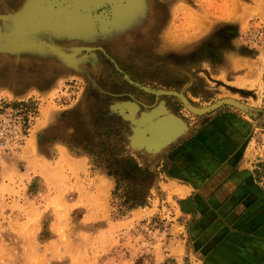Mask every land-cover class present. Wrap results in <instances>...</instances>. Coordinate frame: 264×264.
Segmentation results:
<instances>
[{
    "label": "rangeland",
    "instance_id": "374dc122",
    "mask_svg": "<svg viewBox=\"0 0 264 264\" xmlns=\"http://www.w3.org/2000/svg\"><path fill=\"white\" fill-rule=\"evenodd\" d=\"M37 1L0 0V103L33 107L0 158V264H201L197 188L176 167L213 113L238 109L228 52L264 28V0ZM252 147L261 180L264 141ZM130 158L148 171L134 208L114 189Z\"/></svg>",
    "mask_w": 264,
    "mask_h": 264
},
{
    "label": "crops",
    "instance_id": "0c3cea01",
    "mask_svg": "<svg viewBox=\"0 0 264 264\" xmlns=\"http://www.w3.org/2000/svg\"><path fill=\"white\" fill-rule=\"evenodd\" d=\"M12 35L25 33L15 30ZM228 54L239 107L213 113L181 148L192 165L179 163L176 168L197 188L191 203L199 218L192 232L203 246L200 263L264 264V179L253 169L252 147L255 140L264 141V52L254 56L237 47ZM2 90L14 97L25 95L7 86Z\"/></svg>",
    "mask_w": 264,
    "mask_h": 264
},
{
    "label": "built area",
    "instance_id": "2783aa9c",
    "mask_svg": "<svg viewBox=\"0 0 264 264\" xmlns=\"http://www.w3.org/2000/svg\"><path fill=\"white\" fill-rule=\"evenodd\" d=\"M249 32L240 33V42L246 47L258 49L264 45V29L249 27ZM33 107L26 103H0V158L9 149H17L26 137L31 120ZM8 146H10L8 148Z\"/></svg>",
    "mask_w": 264,
    "mask_h": 264
},
{
    "label": "trees",
    "instance_id": "16d2710c",
    "mask_svg": "<svg viewBox=\"0 0 264 264\" xmlns=\"http://www.w3.org/2000/svg\"><path fill=\"white\" fill-rule=\"evenodd\" d=\"M147 172L140 168L132 158L123 162L119 168L114 189L118 190L120 186H123V192L120 194V197H122V204L128 205V208L143 206L145 204L143 189L138 182L145 181V174Z\"/></svg>",
    "mask_w": 264,
    "mask_h": 264
},
{
    "label": "bare ground",
    "instance_id": "6f19581e",
    "mask_svg": "<svg viewBox=\"0 0 264 264\" xmlns=\"http://www.w3.org/2000/svg\"><path fill=\"white\" fill-rule=\"evenodd\" d=\"M131 12V11H130ZM117 14H120L119 16V18H117V19H115V21H113V25L116 27V29H119L118 31V35H124V34H122L123 32L125 33L126 32V29L125 28H127V27H124V23L128 20L127 19V15H128V13L126 12V13H124L123 11L121 12V11H117L116 12ZM55 15V14H54ZM61 16L62 15V17L63 16H65L64 18H63V21H66V22H70V18H72V20L75 22V24H78L79 26L80 25H82V26H84V27H86V21H88L87 19H86V15L85 14H81V15H73L71 12H68V11H64V10H61V11H59V12H56V16ZM120 21H122V22H120ZM64 23V22H63ZM81 26V27H82ZM80 28V27H79ZM261 28H263V27H261ZM264 29V28H263ZM244 31H245V33L247 32L248 34H250V32H249V29H248V26H246L245 28H244ZM241 32H243V31H241ZM239 38H240V34H239ZM244 46V45H243ZM246 47V46H245ZM246 48H248L249 50H257V49H253V48H250V47H246ZM262 48H264V45L262 46V47H260L259 49H262ZM258 49V50H259ZM27 133H28V131H27ZM25 139V138H24ZM24 139L22 140V142H21V144L23 143V141H24ZM21 144L19 145V146H21ZM18 146V147H19ZM10 146H8V148H9ZM4 156V155H3Z\"/></svg>",
    "mask_w": 264,
    "mask_h": 264
}]
</instances>
